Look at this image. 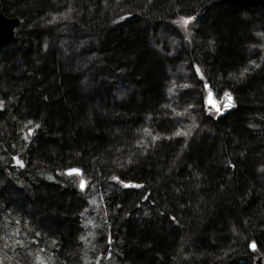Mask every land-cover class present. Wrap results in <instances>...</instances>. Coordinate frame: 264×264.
Masks as SVG:
<instances>
[{
  "label": "trees",
  "instance_id": "1",
  "mask_svg": "<svg viewBox=\"0 0 264 264\" xmlns=\"http://www.w3.org/2000/svg\"><path fill=\"white\" fill-rule=\"evenodd\" d=\"M1 8L21 19L0 48L1 176L52 207L62 240L26 225L25 212L0 197L1 227L21 230L15 248L2 247L0 231V264H35L50 242L55 264H94L98 254V264H253L264 254V5L1 0ZM86 59L107 85L95 95ZM205 83L215 95L230 91L236 108L209 112ZM101 98L108 106L99 112ZM116 129L128 138L121 151ZM72 166L102 177L118 168L128 185L96 186L108 205L99 204L90 234L77 217L76 176L64 173Z\"/></svg>",
  "mask_w": 264,
  "mask_h": 264
},
{
  "label": "rangeland",
  "instance_id": "2",
  "mask_svg": "<svg viewBox=\"0 0 264 264\" xmlns=\"http://www.w3.org/2000/svg\"><path fill=\"white\" fill-rule=\"evenodd\" d=\"M189 23L185 24L184 18H183V22L181 21V25L183 26L184 31H186L188 29ZM77 47H78V44L71 39V42H70V49H71L70 55L71 56H74V51L77 49ZM4 52L5 51H3V52L0 51L1 58L4 57ZM75 55H76V53H75ZM78 58H80V57H78ZM95 58H96V56H95ZM85 62H86V64H84V63L83 64L86 66L84 68H81V71H82V74L84 75V77L86 78L85 80L90 85L92 92L94 93L92 95H95V92L101 91L107 85H106V83L100 85V82H97L98 81L97 77H99V76H97L96 79L94 78L92 68H95V66L92 67V59L91 60L86 59ZM95 64H96V62H95ZM96 69H98L97 71L99 73L104 70V68L102 69V68L97 67V66H96ZM123 89H125V87H120L118 90H120L121 93H124L125 91L128 93V90H123ZM118 90L113 92V95L118 96L119 95ZM207 93H208L207 90H205L204 95L202 97L203 101H205ZM225 93H231V92L225 91L223 94H225ZM223 94H221V95H223ZM221 95L217 94L216 96L220 97ZM106 106H108V104L106 103V100L104 102V99L101 98L100 105H98L96 107V109L98 108V110L100 112V110L104 109V107H106ZM207 110L209 112L214 113L215 115L220 114V112L211 111L209 109H207ZM116 130L117 131L115 133V136H114V134H113V136L111 134L112 142H113V145L115 146V149L116 150L118 149V151H121V150H124V148H126V146L128 144V138L119 129H116ZM86 169H87V171L85 172L84 177L88 180V185L84 191L79 190L76 193V200H79V202H80L79 203L80 209L78 210L77 217H78L79 225L84 224L85 227L83 228V230L86 229L87 232L90 234V232L96 231V224H95V222L92 223V221H94V219L96 218V215H97L96 213L99 209V204L104 203V205H108L107 201H105L103 199L104 196L102 197L101 194L99 193V190L98 191L96 190V186L99 184V185H101L102 188H105V189L108 188L107 191H109L111 188H112V190H114V188L117 187V185H115V184H118L120 186H124V185H127V183H124V181H120L119 179H114V177L117 178V177L121 176L120 175L121 173H120V171H118L119 170L118 168L113 167L112 173L108 174L106 177L95 175L91 167H89V169L88 168H86ZM1 174H3V173L0 170V197L5 200L6 203L4 205L8 206V204H9L10 207H12L13 210L19 212V214H20V212L22 213L24 211L25 215H27L26 217L28 218L26 225H29V223L33 222L34 225H36V228H40L41 230L46 232L49 239H53L54 242H57L56 240H62L61 237H58V236H60V234L58 232L59 228H58V225L56 223L57 220L55 221V218L53 216L55 214V212L53 211L52 207L47 206L48 204L46 202H44V200H42L41 197H34L32 199H30V198L28 199L27 196H23L15 187L6 183V181L2 178ZM76 180H77L78 185H79L80 178L76 177ZM12 187L15 189V191L12 189ZM108 200L110 201L111 204H113L112 198L108 197ZM128 203H129V201L126 200L127 205H128ZM88 223H90V224L88 225ZM2 224L3 223L0 222V227ZM87 227H88V229H87ZM10 228L11 227H8V229H5L2 226L0 229V231H2L1 235L6 242V244L3 241L2 242L4 244L0 243L2 245V247L6 246V247H10V248H15V246L19 243L18 236H19L20 231H21L20 227L17 226L16 224H14L11 230H10ZM40 234H41V232H40ZM57 237L60 239H57ZM24 240H25V237L23 236L20 242H23ZM49 245L51 247H49ZM49 245L47 246L46 251L43 254H42V252H40V254L38 256H36L35 264H55L54 263V261H55V258H54L55 247L51 245V242L49 243ZM55 255L58 257L59 252H56ZM101 258H102V254H98L95 257V262H93V263L98 264V262L101 260Z\"/></svg>",
  "mask_w": 264,
  "mask_h": 264
},
{
  "label": "water",
  "instance_id": "3",
  "mask_svg": "<svg viewBox=\"0 0 264 264\" xmlns=\"http://www.w3.org/2000/svg\"><path fill=\"white\" fill-rule=\"evenodd\" d=\"M238 5H264V0H232ZM21 23V19L19 17H9L7 16L1 8V0H0V48L11 44L16 37V29ZM207 90V96L205 98V104L207 108L211 111L220 112L221 114H226L227 112L236 108V99L232 93H227L230 95L231 100L229 101L225 94L217 97L214 91L210 88L209 84H205ZM231 104V107H226V104ZM70 169H78L80 171L79 175L83 174V169L80 166H72L65 169V173L68 174V170ZM76 174V173H73ZM71 174V175H73ZM81 181H85L84 187H81ZM87 185L86 178L82 177L79 183V187L81 190H84ZM256 242H252L250 246ZM251 249H253L251 247ZM253 264H264V255H259L257 258L253 260Z\"/></svg>",
  "mask_w": 264,
  "mask_h": 264
},
{
  "label": "snow or ice",
  "instance_id": "4",
  "mask_svg": "<svg viewBox=\"0 0 264 264\" xmlns=\"http://www.w3.org/2000/svg\"><path fill=\"white\" fill-rule=\"evenodd\" d=\"M191 20H192V17L184 18V23L187 24V23H189ZM197 71H199V69H197ZM245 71H247V70H245ZM241 75H243V73H241ZM225 96L227 97V99H228L229 101L231 100V97H230L229 94L226 93ZM225 106H226V107H231L232 105L229 103V104H226ZM73 173L80 174V171H79L78 169H70V170H68V174H69V175H71V174H73ZM114 179H117V178L114 177ZM84 184H85V181H81V187H82V188L84 187ZM125 186H128V185H125ZM251 247H252L253 249H255V248H256L255 243H253V244L251 245Z\"/></svg>",
  "mask_w": 264,
  "mask_h": 264
},
{
  "label": "flooded vegetation",
  "instance_id": "5",
  "mask_svg": "<svg viewBox=\"0 0 264 264\" xmlns=\"http://www.w3.org/2000/svg\"><path fill=\"white\" fill-rule=\"evenodd\" d=\"M14 161H15V165L16 166H20L21 168H25L26 166L24 165V163H23V161L19 158V157H17V156H15L14 157ZM77 176V175H76ZM78 178H80V176H77Z\"/></svg>",
  "mask_w": 264,
  "mask_h": 264
}]
</instances>
